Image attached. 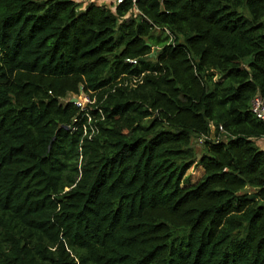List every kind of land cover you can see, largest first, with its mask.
Returning <instances> with one entry per match:
<instances>
[{
	"label": "trees",
	"instance_id": "trees-1",
	"mask_svg": "<svg viewBox=\"0 0 264 264\" xmlns=\"http://www.w3.org/2000/svg\"><path fill=\"white\" fill-rule=\"evenodd\" d=\"M258 94L264 0H0V264H264Z\"/></svg>",
	"mask_w": 264,
	"mask_h": 264
},
{
	"label": "built area",
	"instance_id": "built-area-1",
	"mask_svg": "<svg viewBox=\"0 0 264 264\" xmlns=\"http://www.w3.org/2000/svg\"><path fill=\"white\" fill-rule=\"evenodd\" d=\"M123 1L124 0H115L116 3H122ZM135 1L136 0H130L132 4H135ZM77 100L75 104L77 106L83 107L82 104L78 102ZM250 107H251L252 112L255 114V116L261 121H263L264 123V97L259 94L254 96L253 99L251 100Z\"/></svg>",
	"mask_w": 264,
	"mask_h": 264
},
{
	"label": "rangeland",
	"instance_id": "rangeland-1",
	"mask_svg": "<svg viewBox=\"0 0 264 264\" xmlns=\"http://www.w3.org/2000/svg\"><path fill=\"white\" fill-rule=\"evenodd\" d=\"M72 97H76V96L68 95L67 96V100L71 99ZM76 98L78 99L77 101L82 104V106H84L85 104H87L89 102L88 97L84 93H80L79 96L76 97ZM258 144L261 147L264 146V143L263 142H258ZM197 150L199 151V149H197ZM189 172L191 174V179H193V180L200 175V170L199 169H196V168L191 169Z\"/></svg>",
	"mask_w": 264,
	"mask_h": 264
},
{
	"label": "crops",
	"instance_id": "crops-1",
	"mask_svg": "<svg viewBox=\"0 0 264 264\" xmlns=\"http://www.w3.org/2000/svg\"><path fill=\"white\" fill-rule=\"evenodd\" d=\"M99 1H103L104 3H106V1L109 2L110 0H99ZM258 142H263V143H264V137L256 140V144H257L259 147H261V146L258 144ZM263 147H264V146H262L261 148H263Z\"/></svg>",
	"mask_w": 264,
	"mask_h": 264
},
{
	"label": "water",
	"instance_id": "water-1",
	"mask_svg": "<svg viewBox=\"0 0 264 264\" xmlns=\"http://www.w3.org/2000/svg\"><path fill=\"white\" fill-rule=\"evenodd\" d=\"M76 100H77V98L76 97H72L69 101L71 102V103H75L76 102Z\"/></svg>",
	"mask_w": 264,
	"mask_h": 264
}]
</instances>
